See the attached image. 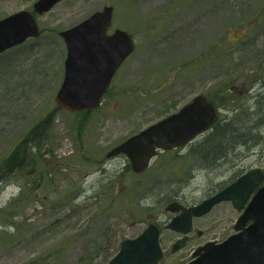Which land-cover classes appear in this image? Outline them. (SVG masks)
<instances>
[{
	"label": "rangeland",
	"instance_id": "rangeland-1",
	"mask_svg": "<svg viewBox=\"0 0 264 264\" xmlns=\"http://www.w3.org/2000/svg\"><path fill=\"white\" fill-rule=\"evenodd\" d=\"M35 1L0 0V18ZM105 5L136 48L118 72L120 90L96 110L71 112L55 100L67 54L60 32ZM38 21L39 36L0 53V264H107L122 239L163 223L170 201L201 202L240 172L264 169V125L251 134L252 122L245 130L259 143H238L221 161L200 141L162 153L141 173L123 157L106 158L199 93L218 104L220 117L243 109L252 119L260 97L264 106V0H62ZM252 116L264 119L260 109ZM34 168H51L39 189L46 202L34 198ZM230 211L226 202L214 206L200 219L212 231L176 253L170 245L178 235L163 230L162 264H183Z\"/></svg>",
	"mask_w": 264,
	"mask_h": 264
},
{
	"label": "water",
	"instance_id": "water-1",
	"mask_svg": "<svg viewBox=\"0 0 264 264\" xmlns=\"http://www.w3.org/2000/svg\"><path fill=\"white\" fill-rule=\"evenodd\" d=\"M60 1L36 0L32 9H21L0 18V53L29 37L40 35L36 15L50 11ZM113 9L112 5H105L60 32L69 54L55 100L69 111L99 107L116 70L135 49V41L128 31L117 29L111 36L106 34ZM218 117L219 109L204 94H197L177 111L113 147L108 156L125 153L134 171H144L157 149L186 145L212 129ZM250 197L236 226L240 231L221 243L207 242L198 249L196 254L199 256L186 264H264V170L260 167L247 170L198 204L187 207L179 201L168 203L167 211L180 213L167 226L186 234L173 244L172 251L185 244L187 234L193 228L194 216L210 212L214 205L224 200H232L234 206L241 209ZM249 220L253 222L245 227ZM160 236V226L149 223L136 237L122 239L119 250L107 264H159L164 258Z\"/></svg>",
	"mask_w": 264,
	"mask_h": 264
},
{
	"label": "flooded vegetation",
	"instance_id": "flooded-vegetation-1",
	"mask_svg": "<svg viewBox=\"0 0 264 264\" xmlns=\"http://www.w3.org/2000/svg\"><path fill=\"white\" fill-rule=\"evenodd\" d=\"M113 13H114V10H113ZM114 15H113V17H112V22H111V24L108 26V28L106 29V34L108 35V36H111V35H113L115 32H116V30L117 29H122V28H119V27H115V24H114ZM124 30H126V29H124ZM126 31H128L129 32V34L130 35H132V33H131V31H129V30H126ZM132 37H133V35H132ZM134 38V37H133ZM135 41V40H134ZM135 44H136V42H135ZM65 45H66V51H67V54H66V58H65V60H64V75H65V70H66V59H67V57H68V54H69V49H68V46H67V44H66V42H65ZM131 57V53L125 58V60L123 61V63L118 67V69L116 70V72H115V74L113 75V77H112V79H111V81H110V83H109V85H108V88H107V95H109L110 94V90H120V86H119V84L116 86V84H117V77H118V72H119V70H120V68L123 66V64L129 59ZM262 81V80H261ZM263 82V81H262ZM260 85H262V87H263V85H264V82L263 83H261ZM128 88H129V86H128ZM234 88H236V86L234 87ZM252 88H253V86H252ZM122 90V89H121ZM246 90H249V88H246ZM109 93V94H108ZM207 99H208V97H207ZM209 100V99H208ZM218 109H219V116H221L220 115V113H221V110H220V108L216 105V104H214ZM220 118V117H219ZM205 134H202V135H200L199 137L200 138H202L203 136H204ZM130 135H128L126 138H124L123 140H121L120 142H122V141H124L125 139H127L128 137H129ZM199 137H197V139H195L194 141H192V142H189V143H187L186 145H184V146H179V147H170V148H166V149H162V148H159V149H157V153H156V155L152 158V160H151V163H150V165H149V167L146 169V170H148L150 167H151V165H152V161L154 160V159H157L158 158V156L159 155H161L162 153H164V152H167V151H169V152H172V150H174V151H178V150H181V149H187V148H189V147H191L192 145L191 144H193V145H197V143H199V141H198V138ZM199 138V139H200ZM119 142V143H120ZM118 143V144H119ZM195 143V144H194ZM191 145V146H190ZM113 148V147H112ZM110 151V150H109ZM108 151V152H109ZM108 152L106 153V158L108 159V160H110V159H115L116 157H123V158H125V159H127L128 160V162H127V166L129 167V169L131 170H133V167H132V163H131V161H130V159L128 158V156L125 154V153H121V154H118V155H115V156H108ZM108 160H106V159H101V161H100V172L103 174V173H105L106 172V170H107V167H106V165H107V161ZM261 168V167H260ZM263 169V168H262ZM49 170H51V168H46V169H39V168H34L33 170H32V172H31V174H32V176L34 177V181H36V182H38L36 185H35V187H34V185H33V187H32V190H34V191H36V193L34 194V198L35 199H37V200H39L40 202H46L47 201V199L49 198V196H48V194H46V193H44L43 192V194H42V196H41V193L39 192V189L43 186V185H47L46 183H44V181H46V182H49L50 180H52L51 178H49L47 175L48 174H51V172L49 173ZM145 170V171H146ZM249 170V169H248ZM264 170V169H263ZM22 171V170H21ZM46 171H48V173L46 172ZM134 172V171H133ZM144 172V171H143ZM246 172V171H245ZM244 172H240L239 174H237L235 177H233V178H231L228 182H226L224 185H222V186H220V187H217L216 189H215V191L213 192V193H211L208 197H206V198H209V197H211V196H213L215 193H217L218 191H220L221 189H223L224 187H226L227 185H229L230 183H232L233 181H235L239 176H241L242 174H243ZM22 174H24V172L22 171ZM60 175H62V181H66L68 178H69V174H60ZM263 184V183H262ZM261 184V185H262ZM58 186H60V185H58ZM258 188V187H257ZM26 189H27V182L26 183H24V188H22L21 190H22V198H23V195L26 193L25 191H26ZM59 188H56V186H55V188H54V191L53 192H56L57 190H58ZM257 189H255V191H256ZM65 197H68V196H64V200H66V201H68V200H70V198L68 197V198H65ZM205 198V199H206ZM60 200V199H59ZM63 200V203L64 204H66L65 203V201ZM204 200V199H203ZM202 200V201H203ZM250 200H251V197L249 198V199H247V200H245L244 201V203H243V207L241 208V209H239V208H237V207H235L234 206V204H233V202H232V200H224V201H221V202H219V203H217L216 205H218V204H220V203H223V202H226L230 207H231V211H230V214L229 215H225V216H223V217H220V218H218V219H216L214 222H216L217 223V225H215L214 227H213V232H211V234L213 233L214 235H212V237L210 238V239H208V240H206V241H203V242H201V243H198L192 250H191V252L189 253V258L183 263V264H186L187 262H189V261H191V260H193L194 258H196V257H198L199 256V254H196L197 252H198V249L199 248H201L204 244H206L207 242H209V241H213V242H216V243H221V242H223V241H225L226 239H228L231 235H233V234H235V233H237V232H239L240 230H238V229H236V226H237V224H238V222H239V219H240V217L242 216V214H243V212H244V210H245V208L248 206V204L250 203ZM201 201V202H202ZM198 203H200V202H196V203H192V204H186V203H183L185 206H187V207H189V206H191V205H194V204H198ZM216 205H214V206H216ZM214 208V207H213ZM212 208V209H213ZM166 212H167V214L168 215H166L167 216V219L163 222V223H160V221L158 222V221H155L159 226H160V228H161V233L163 232V230H168V231H170L171 233H173V234H176V235H178V237L174 240V241H172L171 242V245H170V250H171V252L172 253H176V252H179V251H181V250H184L185 248H186V246L188 245V243H190V242H192V241H194V240H197V238H200V237H202V236H204L207 232H209L210 233V231H212V229H209L208 230V228L206 227V226H204L205 225V223H201V221H200V219L203 217V216H205V214L204 215H200V216H194L193 217V228H192V230L187 234L188 235V238H187V240H186V242H185V244L181 247V248H179L178 250H176V251H172V247H173V244L178 240V239H181V238H183L186 234H184V233H182V232H180V231H177V230H173V229H171V228H169L167 225H168V223L176 216V215H178L179 213H180V211H177V212H171V211H167L166 210ZM253 222V220H249V221H247L246 222V224H245V227H248L251 223ZM210 234V235H211ZM191 249V248H190ZM165 250V249H164ZM166 250H165V257H166ZM165 257H164V259L160 262V264H162V262H164V260H165Z\"/></svg>",
	"mask_w": 264,
	"mask_h": 264
},
{
	"label": "trees",
	"instance_id": "trees-1",
	"mask_svg": "<svg viewBox=\"0 0 264 264\" xmlns=\"http://www.w3.org/2000/svg\"><path fill=\"white\" fill-rule=\"evenodd\" d=\"M109 94V93H108ZM206 95V94H205ZM261 94H258V97ZM210 101H212L214 104H216L211 97L206 95ZM257 97V96H256ZM260 97L257 102L258 105L256 108L255 113L250 115V118L252 119H245L242 118L241 114L243 109L239 112V109L233 111L234 113L230 116H223L218 119V121L215 123L213 128L205 133V135L202 137L204 140H198L200 141L201 145H208L209 148H202V151L205 153V155H210L216 160H225L226 153L230 148L235 147L238 145V143L247 144H257L259 143V137L256 138L255 136L249 137L247 135V131L245 130L247 126H250V123H255L253 126L248 127V133L253 134L261 125H264V119L262 120H253L252 115H255L256 113H259V109L262 111V116L264 115V106H261L262 102ZM218 106V104H216ZM250 112H248V115ZM245 123V124H244ZM251 131V132H250ZM250 134V135H251ZM249 138L250 140L248 141ZM212 154V155H211Z\"/></svg>",
	"mask_w": 264,
	"mask_h": 264
}]
</instances>
